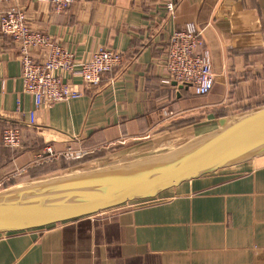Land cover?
<instances>
[{"label":"crops","instance_id":"1","mask_svg":"<svg viewBox=\"0 0 264 264\" xmlns=\"http://www.w3.org/2000/svg\"><path fill=\"white\" fill-rule=\"evenodd\" d=\"M175 4L174 14L166 8ZM32 28L89 61L122 54L98 85L66 77L77 99L41 107L24 93L19 47L0 33V125H16L22 152L0 157V188L31 168L37 149L167 154L264 106V0H18ZM5 10L0 6V15ZM201 31L215 77L211 93L165 83L173 32ZM44 51H34L43 59ZM173 111V116L164 113ZM225 112V113H223ZM8 126V127H9ZM0 130V145H1ZM1 147V146H0ZM38 163V162H36ZM0 264H264V156L182 184L141 205L24 233L0 235Z\"/></svg>","mask_w":264,"mask_h":264},{"label":"water","instance_id":"2","mask_svg":"<svg viewBox=\"0 0 264 264\" xmlns=\"http://www.w3.org/2000/svg\"><path fill=\"white\" fill-rule=\"evenodd\" d=\"M264 156V106L173 152L68 173L0 191V235L24 233L154 200L206 175Z\"/></svg>","mask_w":264,"mask_h":264},{"label":"built area","instance_id":"3","mask_svg":"<svg viewBox=\"0 0 264 264\" xmlns=\"http://www.w3.org/2000/svg\"><path fill=\"white\" fill-rule=\"evenodd\" d=\"M17 1L0 0V6L5 7L0 15V33L18 44L23 91L34 99L35 111L30 114L33 124L35 112L41 107H50L82 96L66 77H80L87 85H98L103 75L121 66L123 57L113 49L100 47L89 61L77 60L73 52L47 34L32 28L26 12L17 5ZM74 2L75 0H50L56 13L67 11ZM166 8L169 13L174 14L173 2H168ZM36 50L44 51L43 59L34 56ZM162 62L167 74L165 83L174 82L178 86H188L198 97L207 96L213 90L215 77L210 54L201 31L195 25L187 24L183 29L173 32ZM164 114L173 116V111ZM2 142L6 147H19L20 130L15 127L5 129ZM45 149L48 155L54 156L52 147ZM75 154L76 157L81 156L80 153ZM66 156L72 157L73 154L67 152ZM148 202H136L131 205Z\"/></svg>","mask_w":264,"mask_h":264},{"label":"rangeland","instance_id":"4","mask_svg":"<svg viewBox=\"0 0 264 264\" xmlns=\"http://www.w3.org/2000/svg\"><path fill=\"white\" fill-rule=\"evenodd\" d=\"M223 113H225V112H223ZM234 118H235V116L232 117L231 119H234ZM10 127H13V125H10ZM7 128H9V127L1 129L2 133ZM2 133H1V143L5 148H9L11 150H15L18 152L24 151V149L22 147V137H23L22 135H21L20 146L16 147V148H12V147H6L3 144ZM156 141H157L156 146H158L159 149H157V151L153 152L152 154L151 153H147V154L142 153V154L136 155L135 153H131L133 151H130L128 149L127 150L109 149V150H104V153L102 155H97L94 158L92 157L88 161H85V162L79 161L81 164L71 165V166H68L66 169L64 167H62V165H63L62 163H60L58 165H51L49 167L43 168L42 169L43 171H39V172H46L42 176L39 175V176L33 177L31 175H28V174L25 175L26 172H24V173L21 172V174H18V175L13 174L9 177V181H10L9 183H12V184L1 187L0 191L6 190L8 188H11V187L17 186V185L28 184L32 181H37L40 179H49L51 177L53 178V177H57V176L66 175V174L74 172V171H75L74 173H78V172H83V171L92 170V169L121 165V164L129 163V162L141 160V159L144 160L146 158H152V157L157 156V155H163V154H161L162 152L166 153V152L172 150V149H170L172 147V145L165 147V148L164 147L162 148V147H160V146H162V143L159 140H156ZM76 142L75 143L67 142L65 144L66 146L61 148L62 150H56V149L52 148L53 152H54V156H52V157L50 155H48V153L45 149L46 147L47 148L52 147L50 144L46 145L45 148L37 149L35 151L32 159H34V161H36L38 163L34 162L33 165L39 164V163L44 162V161H50V159H52V158H60L62 156L65 157L66 159H72V161L73 160H79V159H82L81 157H83L89 153H92L91 151H86L84 148L79 147ZM0 152H2V151H0ZM67 152L72 153L73 156L67 157L66 156ZM75 153H80L81 156L76 157ZM0 154H2V153H0ZM33 174H38V173L35 172ZM23 175H25V176H23Z\"/></svg>","mask_w":264,"mask_h":264},{"label":"trees","instance_id":"5","mask_svg":"<svg viewBox=\"0 0 264 264\" xmlns=\"http://www.w3.org/2000/svg\"><path fill=\"white\" fill-rule=\"evenodd\" d=\"M6 127H8V126H2V125H0V130L1 129H4V128H6ZM10 127V126H9ZM13 127H15V128H17V126L16 125H13ZM1 147H0V151H2V152H0V153H2V154H0V157L1 158H6V157H8V155H9V152L10 153H12V152H17V151H15V150H11V149H9V148H5L3 145H2V143H1V145H0ZM104 153V150H98V151H94V152H92V153H89V154H87V155H85V156H83V157H81L82 159H79V160H73L72 161V159H66L65 157H60V158H52V159H50V161H44V162H41V163H39V164H36V165H34V166H32L31 168H28L27 170H26V173H25V175L26 174H28V175H31V176H42L44 173H46V172H39V171H43L42 169L43 168H46V167H49V166H51V165H58V164H60V163H62L63 165H62V167H64L65 169L68 167V166H71V165H78V164H81L79 161H82V162H85V161H88L90 158H94L95 156H97V155H102ZM65 158V159H64ZM35 172H37L38 174H33V173H35ZM30 173V174H29ZM25 175H23V176H25Z\"/></svg>","mask_w":264,"mask_h":264},{"label":"bare ground","instance_id":"6","mask_svg":"<svg viewBox=\"0 0 264 264\" xmlns=\"http://www.w3.org/2000/svg\"><path fill=\"white\" fill-rule=\"evenodd\" d=\"M85 167V166H84ZM85 170V169H84ZM72 171V170H71ZM75 172V171H74ZM55 176V175H54ZM49 178V177H48ZM52 178V177H51ZM40 179V178H39ZM19 187H23V185L19 186Z\"/></svg>","mask_w":264,"mask_h":264}]
</instances>
